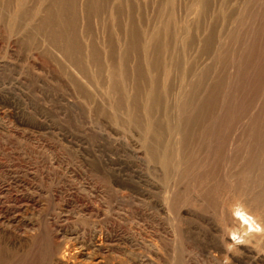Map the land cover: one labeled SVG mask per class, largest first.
Wrapping results in <instances>:
<instances>
[{"label": "rangeland", "instance_id": "obj_1", "mask_svg": "<svg viewBox=\"0 0 264 264\" xmlns=\"http://www.w3.org/2000/svg\"><path fill=\"white\" fill-rule=\"evenodd\" d=\"M192 1L172 4L173 32L195 41L190 74L156 73L163 99L194 100L175 115L185 151L166 183L145 166L144 133L110 108L107 69L89 83L44 36L25 40L37 21L0 24V264H54L57 248L99 264H263L264 0H208L203 14ZM159 2L142 0L148 31Z\"/></svg>", "mask_w": 264, "mask_h": 264}, {"label": "bare ground", "instance_id": "obj_2", "mask_svg": "<svg viewBox=\"0 0 264 264\" xmlns=\"http://www.w3.org/2000/svg\"><path fill=\"white\" fill-rule=\"evenodd\" d=\"M31 1L33 7L31 9L25 7L19 13L18 8L22 6V2L0 0V24L11 33L17 24H24L25 19L32 18L37 21L31 27L29 26L25 40L30 44H35L39 36H44L49 47L60 52L88 82L96 78V73L99 74L104 71V68L107 69L114 81L109 87L111 93L108 92V98L114 99L110 108L115 116L125 112L127 121L144 133L142 153L146 168L151 167L154 171L162 168L163 178L161 179H164V182L169 180L175 173L173 170L177 169L173 164L174 156L179 152L184 154L185 151L182 143L185 138L182 137L179 142L173 138L175 133L182 130L175 115L180 113L182 115L183 112L189 110L194 101L193 95L189 99H173V101L163 99L165 96L168 97L171 87L167 86L164 89L163 86H159V78L156 75L161 69L165 77H170V74L174 73L185 81L190 74L185 69L188 63L186 50L195 41L192 35L179 37L176 30L173 32L175 29L173 0H162L157 4L152 19L154 22L159 20V24H155L150 31L146 29L148 5L142 3V0ZM26 2L30 1L26 0ZM207 2L208 0H193L191 5L198 8V14H203ZM163 16L166 19L160 21ZM81 21L84 24L83 28L80 27ZM185 26V28L184 26L180 28L189 29L188 25ZM199 27L200 24L197 25V28ZM211 35L212 33L204 41V50L208 49L213 41ZM97 38L102 42L101 48ZM128 81L134 82L133 94H128L125 90L124 85ZM194 82L192 85L197 91L203 82L196 81L195 84ZM79 86V89L85 90L83 85ZM143 88H145L144 91ZM161 92L164 95L163 98ZM146 180L152 187L157 186V182L155 185L150 177H146ZM167 194H165L166 198ZM173 204L177 203L174 201ZM6 227H8L7 221L0 220V234L5 235ZM238 227L243 228L244 226L239 223ZM97 243L92 245L100 248L101 245ZM222 246V242H216L213 249L219 254L223 250ZM261 259L264 264V257ZM51 261H54V264H99V261H93L83 253L59 248Z\"/></svg>", "mask_w": 264, "mask_h": 264}]
</instances>
